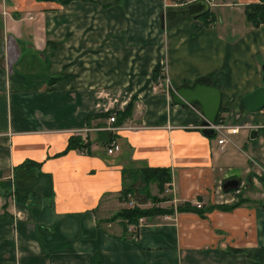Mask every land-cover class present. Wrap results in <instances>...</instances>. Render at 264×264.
Returning a JSON list of instances; mask_svg holds the SVG:
<instances>
[{"label": "crops", "instance_id": "0c3cea01", "mask_svg": "<svg viewBox=\"0 0 264 264\" xmlns=\"http://www.w3.org/2000/svg\"><path fill=\"white\" fill-rule=\"evenodd\" d=\"M170 1L0 0V264H264V108H239L262 86L264 24L228 19L210 28L185 18L165 26L167 10L200 0ZM164 67L178 85L213 74L229 108L223 119L256 129L223 146L204 137L196 111L153 87V71ZM132 98L131 117L113 133L119 153L108 154L96 132L82 130L107 127ZM102 113L109 117L88 120ZM71 136L88 137L91 154L54 157ZM24 161L41 167L15 170ZM140 167L169 169L172 200L160 207L245 202L204 217H149L134 233L109 218L127 207L125 191L148 202L132 175ZM229 178L240 181L237 191H222ZM16 188L24 202L12 193L10 205Z\"/></svg>", "mask_w": 264, "mask_h": 264}, {"label": "trees", "instance_id": "16d2710c", "mask_svg": "<svg viewBox=\"0 0 264 264\" xmlns=\"http://www.w3.org/2000/svg\"><path fill=\"white\" fill-rule=\"evenodd\" d=\"M57 2H60L61 4L65 5L68 4L71 0H56ZM263 4H249L247 5L245 9V17L246 21L250 23L253 27H258L261 24H264V0H261ZM202 22V25L204 27H210V22L214 20L213 14L210 13L208 10L204 15L196 18ZM212 19V20H210ZM159 70L153 71V80L156 79V76L159 73ZM160 77V76H159ZM212 78V76H209ZM59 78V77H58ZM55 78V79H58ZM214 85H216V82L214 81ZM217 86V85H216ZM135 99L132 98L125 110L123 112H117L115 116V122L113 123L114 126H121L122 123L131 117L133 107H134ZM228 110L227 107L221 106L220 113L218 115V121L223 119V114L226 113ZM109 116V113H102L99 115H95L92 117H89L88 120L90 121L93 118H106ZM102 127V126H100ZM99 141L101 146L108 147L113 141H115V134L113 132H107V131H99L97 133ZM90 146L91 141L88 137L81 138V136H71L67 144L64 148V150L58 154H56L54 157H60L68 153L69 151H78L81 153H86L88 155L91 154L90 152ZM41 163L33 162V161H24L22 164L18 165L15 170L23 171V172H29L32 169L38 168L40 169ZM134 179L140 180L142 183L141 192L145 195L146 200H150L152 206L150 208H145L144 205L146 202H139L134 201L133 207H126L117 213H115L111 218H109V221H115L120 220L122 223L123 228L126 230L129 226H134L138 223V220L140 218H149L153 217L155 215L162 216V215H173L175 213H194L197 214L200 217H204L206 212H209L213 209H218L221 211H232L234 208L239 206L240 204H243L245 202V199L238 198L235 203H232L230 205H215V206H209V207H200L196 208L190 203H182L177 205L176 207L168 206V207H160L157 205L160 203L169 202L172 199L165 195V190H167V185L171 182V175L169 169L166 168H150V167H140L136 171L134 170L132 173ZM150 185H153L156 188L157 194L152 195L149 191ZM130 191H125L122 193V201L123 202H129V199L127 198ZM16 194H18L17 200L20 202H24V196L21 194V190L16 188ZM144 197V196H143ZM26 199V198H25ZM90 264H99L98 261L95 258H92L90 261Z\"/></svg>", "mask_w": 264, "mask_h": 264}, {"label": "water", "instance_id": "95a60500", "mask_svg": "<svg viewBox=\"0 0 264 264\" xmlns=\"http://www.w3.org/2000/svg\"><path fill=\"white\" fill-rule=\"evenodd\" d=\"M205 0L195 1L183 8L167 10L161 17V23L169 26L176 20L185 18H198L208 10ZM262 86L247 93L240 99L239 108L248 114H255L264 108V64L261 66ZM168 96L172 104L180 107L197 108L200 114L198 131L207 138L215 137V131L210 126L218 121V115L222 106V93L218 86L208 76L197 78L192 84H181L168 89ZM256 129V128H253ZM255 133L252 131L251 134ZM240 187L237 178H229L222 182L223 192L236 191ZM264 210V206H263Z\"/></svg>", "mask_w": 264, "mask_h": 264}, {"label": "rangeland", "instance_id": "374dc122", "mask_svg": "<svg viewBox=\"0 0 264 264\" xmlns=\"http://www.w3.org/2000/svg\"><path fill=\"white\" fill-rule=\"evenodd\" d=\"M238 2H239V0H214V4L210 7V13L213 14V16H214V20L212 22H210L211 23L210 24V28L211 27H217L218 28L223 23L228 22L229 20L232 21L233 23L235 21L239 22V25H245L247 27H253L250 23H248L246 21L245 9H246L247 5H249V4H263V2L261 0H256V1H252V2H249L247 4H243V5H239ZM234 8H240V9L235 10ZM210 20H212V19H210ZM258 27H253V28H258ZM206 59L209 61L211 59V55H208ZM162 61L163 62L167 61L166 57L162 58ZM171 67L173 68V71H175L177 69V65H172L171 64ZM163 69H162V71L159 70L160 74H158L156 76V79L153 80V87L157 86V91L160 90L167 97V100L169 102H171L167 91H168L169 88H174V87L178 86V82L165 80V78H164L165 73L166 72H171V70L170 69L167 70L166 67H164ZM210 75L212 76L213 74H208V76H210ZM134 104H135V102H134ZM223 107H226V106L223 105ZM108 117H106V118H108ZM251 120H252V118L249 116V118L247 120L243 119L241 122L242 123H246V121H248V122L250 121L251 122ZM100 126H102V125H100ZM100 126L95 127V128H89L90 131H88L87 134L88 133L92 134V133H95V132L98 133V131H106V130H103V129L107 128L109 126V124L107 123V127H105V128L103 126L102 127H100ZM247 131H249V130H247ZM107 132H109V131H107ZM246 134L248 136V134H250V133L247 132ZM117 153H119V152H117ZM117 153H115V154H117ZM141 187H142V185L139 188L140 190H138L137 196L138 195H141L142 197L144 196L143 199H145V195L142 194V192H141ZM149 191H150V193L152 195L157 194L156 188L153 185H150ZM12 193L13 194L16 193V189L14 191H12L11 194L6 195V198H5L6 200L9 201L8 203L10 205H11V201H12V198H13ZM2 194L5 195V193H2ZM165 195H167V194H165ZM151 206H152V204H151L150 200H148V202H146L145 205H144L145 208H150ZM158 206H165V204L164 203H160V204L157 205V207ZM156 216H158V215H155L153 217H156ZM143 219H144V224H145L146 223V218H143ZM144 224H142V225H144ZM136 225H134V226H136ZM129 227H132V226H129ZM135 230H137V229H135ZM131 232H133V231H131ZM135 232L136 231H134V233Z\"/></svg>", "mask_w": 264, "mask_h": 264}, {"label": "built area", "instance_id": "2783aa9c", "mask_svg": "<svg viewBox=\"0 0 264 264\" xmlns=\"http://www.w3.org/2000/svg\"><path fill=\"white\" fill-rule=\"evenodd\" d=\"M173 1V0H171ZM169 2L168 4H165V6H175L177 5L175 2H178L179 0H174L173 2ZM209 5H213L214 4V0H205ZM193 109L194 111H196L198 114V109L197 108H191ZM200 116V114H199ZM201 119V117H200ZM115 122V115H112L108 118V124L109 126L103 130H106V131H109V132H117L119 130H121L122 128L120 126H114L113 123ZM212 129H214L215 131V137L217 138V144L219 146H223L225 143L227 142H230V139H229V136L230 135H233V134H237L239 132V130L241 129H253V128H256L254 126H248V125H243V126H240V125H234V124H231L229 122H227L226 120L224 119H221L219 121H217V123L215 125H211L210 126ZM197 129H198V126H197ZM84 133H87L88 131H90V129H83L82 130ZM119 145L113 141L108 147H106V152L108 154H113V153H116L119 151ZM237 191V190H236ZM168 193V190H165V194ZM127 198H129L127 196ZM135 204H134V201L132 200H129V202H127V206L128 207H133ZM197 207L200 206V204L197 202L195 204ZM164 218H166V216H164ZM142 224H144V219L143 218H140L138 220V223L136 226H132V227H129V231H137L135 229H138Z\"/></svg>", "mask_w": 264, "mask_h": 264}]
</instances>
